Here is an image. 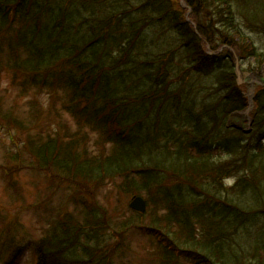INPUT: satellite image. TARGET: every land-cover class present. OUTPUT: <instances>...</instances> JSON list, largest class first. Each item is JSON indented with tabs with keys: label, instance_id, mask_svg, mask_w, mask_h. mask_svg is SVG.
I'll return each mask as SVG.
<instances>
[{
	"label": "trees",
	"instance_id": "1",
	"mask_svg": "<svg viewBox=\"0 0 264 264\" xmlns=\"http://www.w3.org/2000/svg\"><path fill=\"white\" fill-rule=\"evenodd\" d=\"M183 2L193 24L171 0H0V54L21 90H51L103 150L85 157L71 136L58 150L57 130L32 140L80 197L36 264H111L116 236L105 240L94 201L105 179L156 210L120 223L147 239V264H264V80L249 131L228 124L247 105L230 49L264 64L251 39L264 36V0Z\"/></svg>",
	"mask_w": 264,
	"mask_h": 264
},
{
	"label": "rangeland",
	"instance_id": "2",
	"mask_svg": "<svg viewBox=\"0 0 264 264\" xmlns=\"http://www.w3.org/2000/svg\"><path fill=\"white\" fill-rule=\"evenodd\" d=\"M171 1L175 8L184 11L185 20L193 24L191 9L186 3L183 0ZM235 5L240 7L239 1ZM256 9L264 11V5ZM251 39L258 52H264V36L252 34ZM206 50L209 52L208 48ZM230 52L238 65V85L245 94L247 105L245 109L233 113L228 124L249 131L250 117L255 107L252 97L264 80V64L259 67L256 60L240 59L235 51L230 49ZM5 59L0 54V247L3 251L0 264H35L34 249L39 240L45 239L54 222L64 218V215L77 218L78 204L74 203L76 199H72L71 195L77 199L80 197L74 185L70 187L68 183H63L62 172L59 170L60 175L57 174L58 167L54 162L48 163V172L44 170L46 164L38 166L37 157L32 154V140L34 145L46 143L53 139L57 130L59 136L56 133V139H60L62 133L65 136L62 141L57 139L58 150L67 143L69 136L79 142L80 150H86L85 157L91 158L101 149L95 143L97 135L87 126L77 125L68 114L62 112L58 97L53 100L48 94L51 90L38 88L24 93L19 84L22 77L12 76ZM258 67L259 71L256 70ZM104 149L108 151L106 145ZM118 180L105 179L94 198L98 212L108 219L103 229L105 240L113 243L116 236L114 245L118 246L115 251L109 247L103 251L110 256L111 264H147L151 256L147 239L135 228L125 231L121 227V219L129 218L132 214L127 207L131 196L123 194L114 185ZM225 182L229 186L234 180ZM142 196L145 198L144 194ZM83 202L84 206L91 203L88 200ZM154 212V206L148 203L147 213L139 224H149L146 217L154 215ZM121 243L129 247V252L120 246Z\"/></svg>",
	"mask_w": 264,
	"mask_h": 264
},
{
	"label": "water",
	"instance_id": "3",
	"mask_svg": "<svg viewBox=\"0 0 264 264\" xmlns=\"http://www.w3.org/2000/svg\"><path fill=\"white\" fill-rule=\"evenodd\" d=\"M237 82L238 83L240 82L239 78H238ZM129 208L133 209L135 211H138L140 213H144L146 210V203L144 202V200L141 197L136 196L129 203Z\"/></svg>",
	"mask_w": 264,
	"mask_h": 264
}]
</instances>
